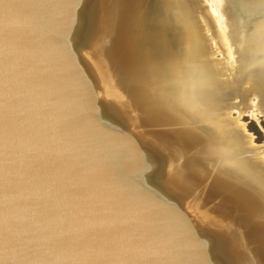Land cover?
<instances>
[{
  "label": "water",
  "instance_id": "obj_1",
  "mask_svg": "<svg viewBox=\"0 0 264 264\" xmlns=\"http://www.w3.org/2000/svg\"><path fill=\"white\" fill-rule=\"evenodd\" d=\"M75 2L0 0V264H119L89 249L156 242L171 253L190 240L198 245L188 264H231L225 244L198 231L165 190L162 155L101 100L82 52L97 0H81L79 21L71 8L41 10L39 22L24 7L3 8ZM148 200L160 206L129 212L130 202Z\"/></svg>",
  "mask_w": 264,
  "mask_h": 264
},
{
  "label": "bare ground",
  "instance_id": "obj_2",
  "mask_svg": "<svg viewBox=\"0 0 264 264\" xmlns=\"http://www.w3.org/2000/svg\"><path fill=\"white\" fill-rule=\"evenodd\" d=\"M89 38L101 100L162 155L165 190L231 264H264L263 152L231 117L264 114V0H97Z\"/></svg>",
  "mask_w": 264,
  "mask_h": 264
},
{
  "label": "snow or ice",
  "instance_id": "obj_3",
  "mask_svg": "<svg viewBox=\"0 0 264 264\" xmlns=\"http://www.w3.org/2000/svg\"><path fill=\"white\" fill-rule=\"evenodd\" d=\"M13 7H24L29 10V15L33 16L39 22V15L41 10L52 9V8H71L74 10L75 17L79 21L80 9L83 7L81 0H76L75 3L70 5H45V4H28V5H12L4 4L3 8L7 11ZM72 13H70V16ZM143 165L145 168H150L151 165L148 163L147 158H144ZM140 188L146 189L143 184L139 183ZM117 190L120 193L125 191V186H117ZM147 190V189H146ZM160 204L157 200L145 201L142 205L132 204L130 202L129 212L134 215H139L142 211H146L147 207H159ZM173 215H175L181 222L183 218L179 213L172 210ZM199 240H203L198 237ZM198 245V240H190L189 243L183 245L187 251H177L172 250L171 253L165 250V247L156 243H148L142 245L129 244L116 248H110L103 243L98 244L96 247L89 249L91 255L98 257L113 256L118 261L119 264H129V261L140 262V264H154L155 261L159 260L161 257L165 258L169 264H188L187 256L191 253V249ZM210 250V246H209Z\"/></svg>",
  "mask_w": 264,
  "mask_h": 264
},
{
  "label": "rangeland",
  "instance_id": "obj_4",
  "mask_svg": "<svg viewBox=\"0 0 264 264\" xmlns=\"http://www.w3.org/2000/svg\"><path fill=\"white\" fill-rule=\"evenodd\" d=\"M202 1L208 2V0H202ZM215 59L221 60V59H223V56L220 55V54H217ZM109 96L111 98L113 95L109 94ZM253 102L257 103L258 101H257L256 98H253ZM231 117H232L233 120H238L244 126L246 132L249 135H251V137L253 138L254 145L257 146V147H260L262 149L263 158H264V114H262V112H258L256 114H254L251 111H246V112L240 114L239 111L235 110V111L232 112ZM199 193L201 194V192H199ZM197 202L199 203L198 206H199L200 213L196 214L194 212V216L199 221H201L200 219H202L203 221H206L204 219V216L206 215L205 213H207V211L209 209H211V208L204 206L205 209H204V212H203V210H201V209H202V204L204 202L201 199L197 200ZM213 206H214V204H213ZM209 212H211V210ZM211 213H213V212H211ZM213 216H215V215L213 214ZM220 217H221L220 215L219 216L217 215L218 219ZM203 221H201V222L204 224V227L209 228V232H212L213 230H217V229H218V231H220L221 227H223V228L226 227L225 226L226 223L220 224V222L217 219H216V221L218 222L217 225H216V223L215 224H206Z\"/></svg>",
  "mask_w": 264,
  "mask_h": 264
}]
</instances>
